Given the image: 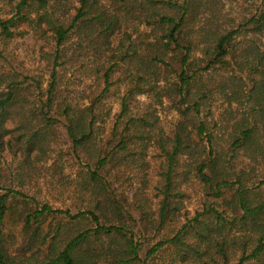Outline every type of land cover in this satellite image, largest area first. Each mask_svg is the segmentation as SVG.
<instances>
[{
    "label": "trees",
    "instance_id": "16d2710c",
    "mask_svg": "<svg viewBox=\"0 0 264 264\" xmlns=\"http://www.w3.org/2000/svg\"><path fill=\"white\" fill-rule=\"evenodd\" d=\"M219 1L0 0V155L7 150L15 157V142L21 143L26 159L46 154L50 138L61 130L68 142L67 153L82 167V188L94 207L72 213L38 201L31 206L30 201L17 198L23 193L11 185L0 187L4 189L0 193V264H148L163 247L182 245L187 230L193 228L190 222L175 235L146 247L141 259L143 226L136 224L127 198L115 192L108 176L113 167L134 163L129 158L137 152L128 150L130 145L145 149L150 140L165 159L159 224L168 216L170 199L178 196L171 187L172 177L180 175L176 167L180 155L186 154L206 194L220 197L233 192L229 203L242 212L229 221L214 206L203 208L191 218L203 224L198 235L209 245L215 231L214 236L220 237L214 239L219 253L227 258L226 246L237 242L234 237L228 244L227 232L221 236V231L235 220L243 222L257 237L252 245L249 240L238 242L241 251L235 264H264V201L252 202L245 196L246 179L238 169L241 150L254 160L264 153V50L259 44L264 37V0H254L246 14L225 28L217 17L203 16L209 3ZM21 25L27 29H19ZM29 30L34 42L44 38L48 46L38 47L35 71L7 49L15 36ZM85 56H93L92 72L103 87L76 98L72 90L60 86V69L70 58L77 62ZM124 63L125 77L114 75ZM122 80L127 86L116 120L122 117L124 125L118 131L115 123L100 139L101 101ZM144 93L160 105L167 98L178 112L180 117L168 135L155 126V108L128 113L133 97ZM82 96H87L88 104L79 103ZM244 97L250 102L249 111L234 117L229 128L223 126L228 139L226 147H218L208 121L200 117L202 108L221 98L229 106L243 104ZM18 202L26 206L20 215L22 231L35 225L24 244L29 254L13 255L3 226L7 215L15 214ZM55 214L70 221L89 218L95 227L61 220L52 229L50 223L41 226ZM207 214L220 230L212 231V222L199 219ZM100 216L105 220L100 221ZM40 246L45 247L41 258Z\"/></svg>",
    "mask_w": 264,
    "mask_h": 264
},
{
    "label": "rangeland",
    "instance_id": "374dc122",
    "mask_svg": "<svg viewBox=\"0 0 264 264\" xmlns=\"http://www.w3.org/2000/svg\"><path fill=\"white\" fill-rule=\"evenodd\" d=\"M254 3H256L254 0H220L218 4L217 2L209 3L203 16L207 15L212 20L214 19L212 16L217 17L223 28L229 27L246 14ZM19 29L27 28L25 25H21ZM140 29H143L142 25ZM32 36V30H29V33L18 34L10 41L7 49L15 53L16 57L24 58L28 66L31 67L30 69L35 71L39 63L38 47L40 45L48 46L45 44L46 39L43 38L44 40L34 42ZM116 38H119V36ZM259 44L260 48L264 50V37ZM0 48H2L1 43ZM196 55L200 54L197 53ZM92 60L93 56L78 58L77 62H75L74 57L70 58L60 69V75L62 76L60 86L62 89L66 87V89L72 90L71 95L76 98L84 92L86 94L91 91H100L103 82L101 79H96L95 74L92 72V67H94ZM124 67L125 63L114 75L125 77ZM44 78L46 79L47 75ZM126 86V80L118 82L117 85L110 88L101 101L100 109L103 121L97 122L101 125L100 139L106 138L115 123L118 125V131L124 125L122 117L119 121L116 119L121 109V97ZM151 96L148 93L135 95L129 103L128 113L132 114L149 107L155 108L154 115L158 117L156 119L152 116L155 126L161 129L164 135H168L180 116L171 107L167 98H163L160 105L156 104ZM245 101L246 98L244 97L243 104L236 105L232 103L229 106L227 101L221 98L212 102L209 107L202 108L200 117L208 121L215 138L220 142L218 147H226L228 139L227 132L223 133V126L229 128L234 121V117H240L244 115L243 112L249 111L250 102L246 103ZM79 103L88 104L87 96H82ZM55 136L50 138L51 141L47 144L46 154L39 153L36 157L26 159L19 142H15V157L7 150L2 153L0 155V187L11 185L15 190L23 193V198H17L30 201L31 206H33V202L38 201L39 203H47L53 209H68L72 213L79 210L93 209L92 197L85 193L82 188L81 165L71 159L67 153L68 142L61 130L57 129ZM128 150L137 152L129 158V160L133 159L134 163H131L128 167L119 164L113 167L108 176L115 192L120 195L123 194L127 198L130 212L134 215L136 224L143 226L144 234L141 237V242L145 246L142 247L140 253L141 259H144L146 247H151L157 241L175 235L183 224L189 222L193 225V228L187 230L188 232L183 238V244L163 247L148 259V264H200L201 262H205V264H235L241 251L240 246L237 245L238 242L244 239L249 240L248 245L254 243L252 241L256 239L257 234L251 232V228L243 226V222L235 220L234 224L227 225V228L221 231V236L227 232L228 244L234 241V237V242H237L236 244L232 242L230 247L226 246L227 258H223L214 240L215 238L220 240V237L214 236V230H220V226L208 214L199 217V219H206L207 222L213 223V226L210 227L214 231L212 234L213 239L209 245H207L208 242L201 239L198 232L201 231L203 224H197L196 221L191 220L196 212L212 205L219 211H223L224 216L229 221L234 216H240L242 212L238 207L229 203L233 192L220 197L206 194L203 184L194 175L193 164L190 163L186 154L180 155L176 167L180 175L172 177L171 187H174V192L176 191L178 196L175 195L170 199V211L165 222L160 225L158 213L162 198L161 189L165 184V180L161 176L163 168L165 169L164 156L160 155V149L152 144V140L148 141L145 149L137 145H130ZM182 162H185L186 165H182ZM238 169L243 170V178L246 179L248 192L245 196L252 202L264 201V183L262 181L264 180V153L254 160L249 152L241 150L238 156ZM185 171L189 172L184 174ZM2 192H4V189L0 188V193ZM25 207L22 202H18L15 214H8L4 222L3 231L9 243V251L13 255L21 252H28L29 254V250L24 251V244L35 224H32L27 232L22 231V218L20 215ZM94 211L98 213L96 209ZM58 220L67 225L75 224L77 227L80 224L81 227H95V223L89 218L70 221L62 214L47 217L41 226L45 227L50 223L52 229ZM78 220L79 222H76ZM103 220L105 218L100 216V221ZM114 222H116L115 218ZM44 255L45 247L40 246L39 257L41 258ZM133 264H142V262Z\"/></svg>",
    "mask_w": 264,
    "mask_h": 264
}]
</instances>
